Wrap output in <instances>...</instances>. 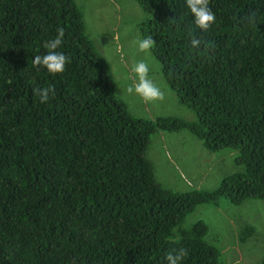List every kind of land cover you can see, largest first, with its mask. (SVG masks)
I'll list each match as a JSON object with an SVG mask.
<instances>
[{
	"label": "trees",
	"instance_id": "16d2710c",
	"mask_svg": "<svg viewBox=\"0 0 264 264\" xmlns=\"http://www.w3.org/2000/svg\"><path fill=\"white\" fill-rule=\"evenodd\" d=\"M137 2L153 61L197 121L131 113L74 0H0V264H166L181 248V264H224L208 224L186 217L222 197L264 200V0H209L207 31L185 0ZM58 28L69 62L50 75L32 59ZM48 86L40 103L33 89ZM184 131L236 152L212 193L158 182L152 136Z\"/></svg>",
	"mask_w": 264,
	"mask_h": 264
},
{
	"label": "rangeland",
	"instance_id": "374dc122",
	"mask_svg": "<svg viewBox=\"0 0 264 264\" xmlns=\"http://www.w3.org/2000/svg\"><path fill=\"white\" fill-rule=\"evenodd\" d=\"M74 1L82 11L89 38L110 66L116 95L131 113L144 119L174 116L197 121L195 113L180 102L177 91L163 78L158 61L153 62L149 75L164 92L163 99L147 102L126 91L125 86L135 80L131 65L138 57L134 55L133 41L137 35L144 37L142 26L149 20L137 0ZM231 150L214 152L202 139L186 131L175 135L156 132L146 155L154 165L158 182L166 189L212 193L222 182L219 180L222 176L225 178L239 170L232 156L236 152ZM200 219L210 228L205 240L220 250L224 264H262L264 200L247 198L234 202L222 197L213 204L198 206L186 217L184 228H192Z\"/></svg>",
	"mask_w": 264,
	"mask_h": 264
},
{
	"label": "clouds",
	"instance_id": "9594fccd",
	"mask_svg": "<svg viewBox=\"0 0 264 264\" xmlns=\"http://www.w3.org/2000/svg\"><path fill=\"white\" fill-rule=\"evenodd\" d=\"M185 5L192 16L193 24L198 29L207 31L214 23L215 14L209 7V0H185ZM63 37L64 30L58 28L55 38L48 40L44 45L46 52L35 55L32 59V65L38 69H45L50 75L63 73L66 64L69 62V57L64 52L57 51L63 43ZM154 43L155 41L150 35L144 37L137 35L133 45L134 55L138 58L131 65V72L135 74V80L125 86L129 94L134 93L147 102L161 100L164 97L161 87L149 75L154 62L151 57V49ZM190 43L192 48H199L201 41L193 38ZM33 91L38 96L40 103H47L50 96L55 94L51 86L35 88ZM186 255L187 250L184 248L175 253L170 252L165 257L166 264H181Z\"/></svg>",
	"mask_w": 264,
	"mask_h": 264
},
{
	"label": "crops",
	"instance_id": "0c3cea01",
	"mask_svg": "<svg viewBox=\"0 0 264 264\" xmlns=\"http://www.w3.org/2000/svg\"><path fill=\"white\" fill-rule=\"evenodd\" d=\"M170 161L173 163V160H172L171 158H170ZM173 164H174V163H173ZM165 177H166V176H165ZM165 177H164V178H165ZM223 178H224V177L222 176L219 180H223ZM219 180H218V182H219ZM202 186L204 187L203 184H202ZM204 188H205V187H204Z\"/></svg>",
	"mask_w": 264,
	"mask_h": 264
}]
</instances>
